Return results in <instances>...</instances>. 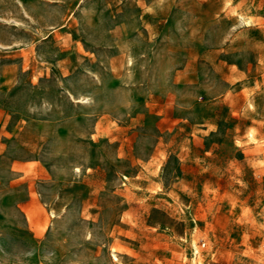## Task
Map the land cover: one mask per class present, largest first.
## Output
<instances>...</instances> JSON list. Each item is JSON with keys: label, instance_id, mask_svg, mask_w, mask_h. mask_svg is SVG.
<instances>
[{"label": "rangeland", "instance_id": "1", "mask_svg": "<svg viewBox=\"0 0 264 264\" xmlns=\"http://www.w3.org/2000/svg\"><path fill=\"white\" fill-rule=\"evenodd\" d=\"M194 260L264 264V0H0V264Z\"/></svg>", "mask_w": 264, "mask_h": 264}, {"label": "bare ground", "instance_id": "2", "mask_svg": "<svg viewBox=\"0 0 264 264\" xmlns=\"http://www.w3.org/2000/svg\"><path fill=\"white\" fill-rule=\"evenodd\" d=\"M53 215V214H52ZM193 241H194V239H193ZM192 241V244H194V249H193V251L195 250L196 252H197V246H196V244H195V242H193ZM193 246V245H192ZM114 250V249H113ZM193 257V256H192ZM196 257H197V254H196ZM198 257H199V255H198ZM192 260V259H191ZM192 264V263H191ZM193 264H200V261L199 260H194L193 261Z\"/></svg>", "mask_w": 264, "mask_h": 264}]
</instances>
